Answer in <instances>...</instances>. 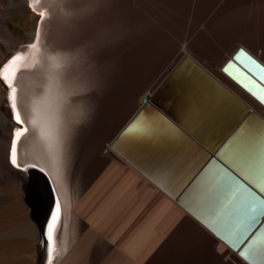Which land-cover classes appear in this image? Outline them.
<instances>
[{"label":"water","instance_id":"water-1","mask_svg":"<svg viewBox=\"0 0 264 264\" xmlns=\"http://www.w3.org/2000/svg\"><path fill=\"white\" fill-rule=\"evenodd\" d=\"M222 72L264 106L258 58L240 47ZM111 149L247 263L264 264V117L195 58L185 54L172 66ZM26 186L42 206L46 264L51 204L36 172Z\"/></svg>","mask_w":264,"mask_h":264},{"label":"rangeland","instance_id":"rangeland-1","mask_svg":"<svg viewBox=\"0 0 264 264\" xmlns=\"http://www.w3.org/2000/svg\"><path fill=\"white\" fill-rule=\"evenodd\" d=\"M49 1L50 7H52L53 19L45 24L46 33H44L45 42L43 41V47H48L47 49L59 48L62 53H71L83 46L80 49L83 50L82 56L85 55L87 57H79L81 60H86L85 62L83 61L85 63H82L83 65L79 63V59L70 61L65 66L67 69L64 68L66 73L69 72L68 76L64 72L62 74V68L56 70H59L57 71L58 74H62L61 77L63 75L66 77L74 76L76 80H83L86 86L83 91L75 94L76 92H71V90L73 91L72 88L67 86V89L66 85L69 82H65L67 92L70 91L69 99L71 100V106L75 109L72 110L74 114H77L74 115L75 118H72V120L74 119L72 122L74 123L72 124V134H74L71 136V160L67 166V177L72 196L75 200L78 199V204H80L78 214H75L72 220L81 226L85 224L87 227L93 223L106 224L108 227L114 224L117 227L115 236L118 235V237L112 243V246L115 247L111 246L113 249L115 248L111 250L112 257H104L102 264H249L236 251L218 239L176 201L171 199L147 177L111 149L113 140L130 119L142 108L147 97L162 83L173 65L165 76H161L157 83L151 85L150 89L144 93H139L141 95L134 103L133 109H129L127 104L130 103V100L128 97L135 92L136 88L134 87L137 85L126 83V80L123 77H119L118 73V48L120 38L125 29L126 19L125 13H123L125 9L122 10L124 6L118 2L119 9L115 11L117 16L114 13V26L117 23V28H119L118 30L122 34L119 39H117L119 35L115 39V47L117 48L113 50L111 55L109 52L110 36H108L111 28L108 29L111 23V13L109 11L110 7H108L109 4L106 5V2L109 0H68V2L67 0H63V5L66 8L62 4H56V0ZM120 6H122V9ZM101 8L102 10H100ZM120 13L121 18H119ZM70 14L72 15L69 16ZM90 18L97 21L96 25L91 21L89 22ZM26 19L27 27L29 28L30 26V28H27L24 34L20 36L11 33L10 38L2 40L5 44L11 46L21 43L26 40L31 31L33 32L31 37H33L35 34L34 27L31 28L32 23L28 24L31 22L30 18L27 17ZM62 21L66 23H64V26ZM67 21L70 25H67ZM72 23L73 26L71 27ZM88 24L92 30L96 29V33L91 28L87 29V33L85 32L86 29L83 27L89 26ZM60 27L63 28L61 29ZM66 29L70 30V33ZM77 29L80 30L78 31ZM83 30L85 35L83 34L84 32H81ZM99 31L101 34L105 33L104 38L101 37ZM62 32L68 43L64 40ZM89 32L95 34V39ZM66 34L71 35L68 36ZM87 34L92 37L90 38L88 35L87 38ZM67 36L69 38L72 36L70 42L67 40ZM91 39L93 42H91ZM74 41H76L75 44ZM18 54H21V51L17 52ZM92 54L94 55L92 56ZM88 61L91 64H87L89 63ZM78 63L82 65V69ZM226 63L220 67L219 71H216V74L209 71L253 110L261 114V111H264V106L222 72V68ZM76 66L85 75H81L80 69ZM85 67L87 68L85 69ZM105 80H108V82L106 88L102 89L101 93L99 87L103 88ZM96 82L100 83L101 86ZM71 95L75 99H72ZM2 106L6 107L5 104ZM79 164L81 165V170H78L80 169ZM73 171H75L74 174ZM25 173L22 176L25 178L22 183L23 185H26L28 179L27 171ZM25 197L26 194L24 193V201ZM26 205L28 206V203ZM29 210L31 214V208ZM84 213H87V215H83ZM90 242L96 244L94 240ZM92 243L91 245H93Z\"/></svg>","mask_w":264,"mask_h":264},{"label":"bare ground","instance_id":"bare-ground-1","mask_svg":"<svg viewBox=\"0 0 264 264\" xmlns=\"http://www.w3.org/2000/svg\"><path fill=\"white\" fill-rule=\"evenodd\" d=\"M109 1H114V0H109ZM109 1L106 2V5L111 3ZM179 1H181V0H179ZM215 1H217V0H215ZM215 1H214V3H216ZM49 2H50L49 0H39L38 3H36L35 0H0V69H2L4 65L8 64L13 59V57L15 55H17V52L21 51V54H18L17 56H21L22 60L17 62L16 67L19 70L16 73L15 80L12 81V87H14V88L16 87L15 88L16 89V105H17L16 111L20 112L21 119L24 121L23 127L27 129V132H25L15 142L16 160H17V165L19 166V167H16L11 163V149H12V145H13L14 132L19 126L15 123V121L13 119V110L10 107V89L8 90V92H5V90L2 87V83H1V81H3V80L0 79V264H39V259H40L42 249H43L42 248L43 236L41 233V226H40V220H41L43 212H42L41 203L36 196H33L30 199L25 197V201H24V193L27 194L28 189H27L26 185L22 184L25 180V178H23L22 176L26 174L25 173L26 171H27V176L32 171L36 172V175L39 177L40 183L42 184V187L45 189L46 194L49 197V204H51L50 212L46 217L45 229L43 231L44 237H45L46 226L49 225L50 217L54 211V201L58 199L59 203H60V208H61L60 218L56 222L54 231L52 232L53 241L51 243V264H90V263L102 264L104 257H108V256H109V258L112 257L111 250L113 249L112 247H115V246H112V243H114L113 241H116L117 239H115V238L118 237V235L115 236V234H116L115 230L117 227H115L114 224L110 225V227H108L106 224H98V223L97 224L96 223L90 224L87 227L85 224H83V226H81L80 224H77V222L72 220V217L75 214H78L80 204H78V199L75 200L72 196V192H71V189L69 187V181H68V177H67V166L70 164V160H71V142H72L71 136H73V134H74V133L72 134V132H73L72 124H74V123H72L74 120V119L72 120V118L73 117L75 118L74 115H77V114H74V112H73V110H75V109L72 108L73 106H71V100L69 99L70 91L67 92L66 87L68 86V87L72 88L73 91L71 90V92H73V93L76 92L75 94H77L80 91H83L84 88H86V86H85V82L81 79L76 80L74 76L66 77V76H68L67 74L69 72L66 73L64 68L67 69V67L62 68V74L64 72L66 74V76L63 75V77H61L62 74H58V72H57L61 68L59 70H56L48 62V57L50 55V49H47L48 47L44 48L42 44L45 42L44 41V39H45L44 33H46L45 24L50 22L53 19L52 7H50ZM63 2H64L63 0H56V4H62V6L64 8H66L63 5ZM67 2H68V0H67ZM117 2L120 3V0H118ZM117 2L115 1L113 3H116V7L118 8L119 6H117ZM121 2H123V1H121ZM174 2L176 5H178V3L175 0H174ZM124 3H125V1H124ZM33 4L35 7V13L46 12L47 14L43 18L36 15L33 12V8H32ZM211 4H213V3L211 2ZM110 5H112V4H109V6ZM120 5H121V3H120ZM125 5H127V3H125L123 6L125 7ZM179 5L181 6L182 4H179ZM100 6H101V4H100ZM121 7L122 6H120V8ZM134 7L135 6H133V5L131 6L133 11L136 12L135 13V15H136L137 12L139 11V9L136 10L137 7H135V8ZM169 7H171V6L169 5ZM114 8H115V6H114ZM180 9H182V8H180ZM100 10H102V8ZM104 10H107V9H104ZM111 10H109V11L111 12ZM122 10H124V8ZM139 12H142L141 9ZM121 13L119 15L120 16L119 18H121ZM123 13H125V12H123ZM130 13H132V12H130ZM142 13L144 15V12H142ZM117 14H118V12H117ZM167 14H169V13H167ZM115 15H116V13H115ZM122 16H123V14H122ZM139 16H140V13H139ZM27 17L30 18V21H31L28 24L32 23L31 28L34 27L35 34L33 35V37H31V35L33 34V32L31 31L30 33L28 32L29 35L26 38V40L22 41L21 43H17L15 45H11V46L8 44H5V42H3L2 40L10 38L11 33L17 34L18 36L24 34L25 30L28 28L27 24H26V20H27L26 18ZM93 17H94V15H93ZM161 17H163V16H161ZM134 18H135V16H134ZM90 19H89V22L91 21L94 24L97 22L93 18L91 20ZM123 19H125V18H123ZM132 19H133V17H132ZM143 19L144 18H142V20ZM148 19H150V18H148ZM94 20H95V22H94ZM119 21H118V23H119ZM129 21H131V20H129ZM129 21H128V25L133 20L131 22H129ZM137 21H139V20L137 19ZM153 21H154V19H153ZM157 21H159V20H157ZM84 22H82V23H84ZM122 22H124V21H122ZM134 22H132V23L134 24ZM62 23H63V21H62ZM64 23H63V26L66 24V23L65 24ZM67 23H68V21H67ZM139 23H137V24H139ZM142 23H143V21H142ZM142 23H140V25ZM39 24H40V32H39L40 36H39V39L37 40L36 39V33H37V29H39ZM148 24H151V23L148 22ZM152 24H153V22H152ZM67 25H70V24L68 23ZM90 25L83 27L86 29V31H85L86 33H87V29L91 28ZM72 26H73V23H72L71 27ZM111 26H112V24H111ZM143 26H146V25L144 24ZM78 27H79V25H78ZM86 27H88V28H86ZM115 27H117V26H115ZM135 27H136V25H135ZM151 27H153V26H151ZM29 28H30V26H29ZM68 28H70V27H68ZM93 28H96V27H93ZM109 28H110V26L108 27V29ZM112 28H114V27L112 26ZM133 28H134V26H133ZM81 29H82V27H81ZM114 29L117 30V28H114ZM66 30H68V29H66ZM91 30H92V28H91ZM95 30H92V31H94L96 33ZM100 30H101V28H100ZM69 31L70 30H68V32ZM63 32H62V34H63ZM81 32H84V30ZM85 32L83 33L84 35H85ZM109 32H108L109 35L108 34H106V35L112 37L111 36L112 33L111 32L109 33ZM112 32H113V29H112ZM99 33L101 34L100 31H99ZM64 34H65V32H64ZM64 34L62 36H64ZM72 34H74V33H72ZM83 34H82V36H83ZM90 34L93 35V37L95 39V34L94 33L93 34L90 33ZM102 34H101V37H103L105 33H102ZM66 35H68V34H66ZM70 35L71 34H69L68 36H70ZM88 35L89 34H87V36H86L87 38H88ZM68 36H67V40H69V42H70V38L72 36L70 38ZM82 36H80V37H82ZM108 36H107V38H108ZM114 36H116V35L114 34ZM77 37H75V38H77ZM89 37H90V35H89ZM127 37H129V36H127ZM58 39H60V38H58ZM65 39L66 38L64 36V40ZM82 39H83V37H82ZM92 39H91V42H93ZM123 39H125V38H123ZM64 40H63V42L65 43L66 40L65 41ZM80 40H81V38H80ZM103 40H102V42H104ZM108 41H109V39H108ZM33 42L35 43L36 46L31 48L30 45ZM75 42L76 41H74V44H75ZM66 43H68V42L66 41ZM85 43H86V41H85ZM109 43H110V41H109ZM19 44H21V45H19ZM83 45H84V43H83ZM92 45H93V43H92ZM81 48H79V50ZM93 55L94 54H92V56ZM83 56L85 58H87L85 55H83ZM83 56L81 55L82 58H83ZM89 57H91V55H89ZM8 58H9V60H8ZM80 58H79V60H80L79 63L82 64L84 60H81ZM6 60H8V61L5 62ZM79 63H78V65L82 69L83 67H81V66L85 63H83L82 65ZM70 64H72V63H70ZM87 64H91V63L89 62ZM85 66H87V65H85ZM76 67H78V66H76ZM79 67H78V69H80ZM91 67H92V65H91ZM86 68L87 67H85V69ZM81 69L79 70L80 74L85 75V74H82L83 72H81ZM83 71H84V69H83ZM91 74H93V73H91ZM87 76H89V75H87ZM85 81H88V80H85ZM65 82L66 83L69 82V83H67L66 87H65ZM107 82H108V80H105L103 88L99 87V89L101 90V93H102V89L106 88ZM96 83H98V82H96ZM96 83H94V84L96 85ZM13 84H14V86H13ZM63 84H64V87H63ZM98 84H100V83H98ZM100 86H101V84H100ZM110 86H109V88H110ZM7 87H8V85H7ZM68 87H67V89H68ZM97 92H99V91L97 90ZM71 98L75 99L73 96ZM5 101L8 105L7 107L2 106ZM75 106H78V105H75ZM33 108L37 109V111L39 113L38 116L36 115L35 112H33ZM78 116H79V114H78ZM96 117H97V115L94 118L96 119ZM32 119H37L38 122L36 125H33L31 123ZM41 128H43V130H44L43 135H41V131H40ZM78 163H77V165H78ZM79 166H80V169H78V170H81V165L79 164ZM75 171H73V174L75 173ZM77 172H79V171H77ZM27 203H28L29 207L26 205ZM29 208H31V210H32L31 212H34V215H32V213L30 214ZM83 210H85V209L83 208ZM83 215H87V213H84ZM84 221H85V219H84ZM130 237H132V236H130ZM93 240H94V242H96V244L90 242ZM91 243L93 245H91ZM116 243H118V242H116ZM118 248H119V246H118ZM117 250H115V251H117ZM48 252H49V242L46 240V245L44 246V256H45V263L46 264H49ZM127 252H128V250H127ZM123 260H124V258H123Z\"/></svg>","mask_w":264,"mask_h":264},{"label":"crops","instance_id":"crops-1","mask_svg":"<svg viewBox=\"0 0 264 264\" xmlns=\"http://www.w3.org/2000/svg\"><path fill=\"white\" fill-rule=\"evenodd\" d=\"M115 1L117 2L109 1V4L113 5L109 6L110 10H113V14L110 12L111 55L117 48L115 38L119 35V39L122 34L114 26L113 17L118 9L116 3H113ZM122 1V5L127 3L126 8L124 7L127 17L118 48V73L126 83L137 85L134 87L135 92L128 97L129 109H133L134 103L141 95L139 93L150 89L151 85L157 83L161 76H165L169 68L185 54L191 55L215 74L240 47L264 64V0H175L178 5L174 0ZM132 5L137 7L136 10L141 9L144 15L139 11L135 15ZM127 20L136 21L134 24L129 21L131 23L128 25ZM111 24L117 30L112 28ZM144 24L146 26H143ZM260 115L264 117V111H261Z\"/></svg>","mask_w":264,"mask_h":264},{"label":"snow or ice","instance_id":"snow-or-ice-1","mask_svg":"<svg viewBox=\"0 0 264 264\" xmlns=\"http://www.w3.org/2000/svg\"><path fill=\"white\" fill-rule=\"evenodd\" d=\"M35 2L38 3L39 0H35ZM32 8H33V12L35 13L34 4L32 5ZM35 14L38 15L39 17L43 18L47 13L46 12H39V13H35ZM39 36H40L39 29H37V33H36V39L37 40L39 39ZM35 46L36 45L34 42L30 45V47H35ZM50 59L54 61V63L52 64V67L55 69L63 68L70 62L68 57L58 56V57H50ZM21 60H22L21 56H15L8 64L4 65L3 68L0 69V79H2L8 85V87L10 89V107L13 110V119H14L15 123L19 126L14 132L13 145H12V149H11V163L16 167H19V166L17 165V160H16L15 142L25 132H27V129L23 127L24 121L21 119L20 112L16 111V107H17V105H16V89L14 87H12V81L15 80L16 73L19 70L16 67V65H17V62H19ZM33 112H35L37 116L39 115L36 108H33ZM37 122H38L37 119L31 120V123L33 125H36ZM40 131H41V135H43L44 134L43 128H41ZM60 212H61L60 203H59V200L57 199L54 201V211L50 217L49 225L46 226V230H45V239L49 242V252H48L49 264H51V243L53 241L52 232L54 231L56 222L60 218Z\"/></svg>","mask_w":264,"mask_h":264},{"label":"clouds","instance_id":"clouds-1","mask_svg":"<svg viewBox=\"0 0 264 264\" xmlns=\"http://www.w3.org/2000/svg\"><path fill=\"white\" fill-rule=\"evenodd\" d=\"M72 14H70L69 16H71ZM82 55V50H76V51H72L71 53H62L61 49L59 48H50V55L48 57V62L51 64L54 63L53 60L50 59V57H68L70 61H76L77 59H79V57Z\"/></svg>","mask_w":264,"mask_h":264}]
</instances>
